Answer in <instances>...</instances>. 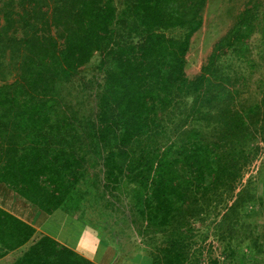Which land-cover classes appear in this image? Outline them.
I'll list each match as a JSON object with an SVG mask.
<instances>
[{"label": "trees", "instance_id": "16d2710c", "mask_svg": "<svg viewBox=\"0 0 264 264\" xmlns=\"http://www.w3.org/2000/svg\"><path fill=\"white\" fill-rule=\"evenodd\" d=\"M207 3L0 0V184L48 215L91 204L120 260L264 264L261 173L242 183L264 143L253 43L264 2L250 1L189 77ZM121 194L132 203L123 225L103 209ZM125 226L144 247L126 251ZM8 257L98 264L0 205Z\"/></svg>", "mask_w": 264, "mask_h": 264}, {"label": "rangeland", "instance_id": "374dc122", "mask_svg": "<svg viewBox=\"0 0 264 264\" xmlns=\"http://www.w3.org/2000/svg\"><path fill=\"white\" fill-rule=\"evenodd\" d=\"M250 1L252 0H208L204 11V22L200 29L194 33L187 53L188 62L186 72L189 77H194L200 72L202 65L207 61L214 43L232 26L239 12L251 5L249 4ZM260 1L264 2V0ZM261 9L262 14H264V3ZM253 43L256 46L255 53L259 60V70L254 76V79H257L264 73V23L256 30ZM95 64L96 63L94 62L87 65L86 73H90L89 76H91V70H93ZM5 76V80L11 81L13 79V72L6 73ZM260 144L262 146L260 156L249 168L242 183L244 184L250 176L257 177L261 173L262 179H258L259 181L257 180V190L258 193L264 197V173H262V167L264 164V143ZM110 199H112L111 196ZM114 201L116 203V210L110 212L104 207L103 209L107 214L111 213L112 215L111 219L108 217L107 219H110V221L113 222L116 219L123 225V216L129 221L132 218V203L129 197L123 194H121L117 201ZM85 206H87V202L86 204H81L75 199L70 206H67L64 209H57L51 216H49V218L43 223L41 229L45 231L46 234L52 235L56 239L62 240L70 246L77 248L80 252L87 255H93L97 260H100L101 256L107 251L106 246L112 247L110 243L105 242V239L112 235L108 233V231L100 230V227L103 228L104 221L103 219L101 221V216L99 215L98 210H88L91 204H88L86 209ZM123 230H126L123 238L127 240L128 237L129 240L124 243L127 252L133 253L138 246L144 247L143 239L138 234L136 226H132L131 228L125 226ZM209 241L212 240H208V243ZM215 245L217 246L218 244ZM217 253H219V248ZM11 258L12 257H10V259ZM8 259L9 257L5 260H1L0 264H9L10 260ZM117 260L118 262H126V260H120L119 258ZM129 260L131 261V264H134L132 259ZM130 263L127 262V264ZM204 264H212L207 256Z\"/></svg>", "mask_w": 264, "mask_h": 264}, {"label": "crops", "instance_id": "0c3cea01", "mask_svg": "<svg viewBox=\"0 0 264 264\" xmlns=\"http://www.w3.org/2000/svg\"><path fill=\"white\" fill-rule=\"evenodd\" d=\"M0 201H1L0 205L2 207L11 211L12 213L16 214L17 216L21 217L27 222L33 224L38 230L46 233L41 228H42L43 223L51 215H48V214H45L39 211L32 203H30L25 198L13 192L12 190L8 189L7 187H5V185H2V184H0ZM59 241L63 244L70 246L68 243L63 242L62 240H59ZM70 247L75 249L76 251L84 255L85 257L95 261L98 264H117V263L127 264V262L129 263L131 262V261L118 262L117 258H115V255H116L115 249L109 246H106L107 251L104 253V255L101 256L100 260H97V258L93 257V255H87L85 253L80 252L75 247H72V246ZM96 256H97V253H96ZM133 256H134L133 258L134 264H151V260L146 255H144V253L141 255L135 254Z\"/></svg>", "mask_w": 264, "mask_h": 264}]
</instances>
